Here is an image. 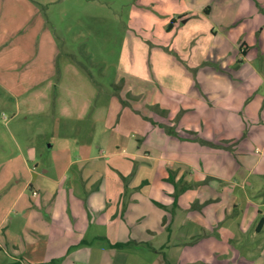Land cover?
Here are the masks:
<instances>
[{"label":"rangeland","instance_id":"rangeland-1","mask_svg":"<svg viewBox=\"0 0 264 264\" xmlns=\"http://www.w3.org/2000/svg\"><path fill=\"white\" fill-rule=\"evenodd\" d=\"M214 1L0 0V221L5 216L9 225L19 193L40 200L45 192L36 174L46 169L68 194L82 178L90 195L99 189L100 200L129 201L135 208L130 215L147 213L141 221L155 238L148 236L140 249L130 243L129 256L164 244L173 264H185L184 256L213 259L227 252L225 208L244 198L235 196L225 177L240 181L231 177L244 154L217 148L192 131L183 139L151 126L138 140L143 131L128 108L130 101L143 109L164 85L143 77L153 44L168 45L183 16L212 22L206 12ZM185 170V178L176 180ZM165 186L173 191L168 222L151 203L161 202ZM142 262L129 258V264Z\"/></svg>","mask_w":264,"mask_h":264},{"label":"crops","instance_id":"crops-1","mask_svg":"<svg viewBox=\"0 0 264 264\" xmlns=\"http://www.w3.org/2000/svg\"><path fill=\"white\" fill-rule=\"evenodd\" d=\"M218 2L214 1L213 10L206 8V16H214L212 22L183 16L168 45L153 44L143 77L164 85L151 94L143 109L130 101L128 108L143 131L138 140L151 126L166 131L168 137L175 134L183 139L191 138L192 131L217 148L244 154L231 177L240 181L225 177L226 186L236 189L235 196L244 198L231 201L222 218L223 234L226 228L231 232L229 249L213 259L184 256L185 264H264V0ZM186 173L176 174V180L184 179ZM49 174L46 169L36 174L39 189L45 192L39 201L21 192L13 200L11 209L17 210L9 217V225H5L8 218L1 219L0 264H129L131 257L138 262L143 259L144 264H173L165 244L129 256L130 243L140 249L155 233L144 227L141 219L147 213L142 209L130 215L134 203L100 200V190L90 195L83 189L82 178L69 187L72 194H68L60 179ZM47 181L57 184V189ZM172 192L171 186H165L161 202L151 199L166 214L164 222H168ZM132 201L139 202V196H132Z\"/></svg>","mask_w":264,"mask_h":264},{"label":"trees","instance_id":"trees-1","mask_svg":"<svg viewBox=\"0 0 264 264\" xmlns=\"http://www.w3.org/2000/svg\"><path fill=\"white\" fill-rule=\"evenodd\" d=\"M174 24V19L171 21V23L169 24V27H172ZM154 123H157V122H154ZM172 179V176L169 177V180ZM179 196V191L176 192L175 194V197H174V201L176 203V200H177V197ZM114 246H117V247H124L125 246V243H115L113 244ZM10 264H21L20 262H13V263H10Z\"/></svg>","mask_w":264,"mask_h":264},{"label":"built area","instance_id":"built-area-1","mask_svg":"<svg viewBox=\"0 0 264 264\" xmlns=\"http://www.w3.org/2000/svg\"><path fill=\"white\" fill-rule=\"evenodd\" d=\"M36 193V192H35Z\"/></svg>","mask_w":264,"mask_h":264}]
</instances>
